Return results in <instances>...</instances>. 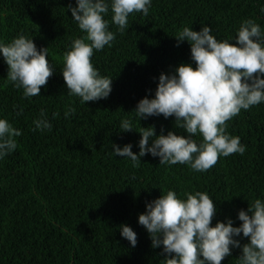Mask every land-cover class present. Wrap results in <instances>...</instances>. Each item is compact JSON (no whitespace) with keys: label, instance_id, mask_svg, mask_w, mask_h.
Returning <instances> with one entry per match:
<instances>
[{"label":"trees","instance_id":"obj_1","mask_svg":"<svg viewBox=\"0 0 264 264\" xmlns=\"http://www.w3.org/2000/svg\"><path fill=\"white\" fill-rule=\"evenodd\" d=\"M106 2L104 18L116 39L91 59L102 77L113 80L112 92L82 104L68 94L62 75L65 53L86 36L69 10L76 0H0V43L24 35L37 50L48 48L53 67L40 95L25 98L23 88L7 80L9 66L0 53V119L22 133L16 150L0 158V264H162L163 246L153 248L139 224L148 203L168 191L181 200L186 193H207L216 206L211 226L231 220L240 227L239 212L255 199L264 202V102L226 122V134L239 137L245 153L220 156L208 171L160 164L150 153L134 167L113 153V145L131 144L139 155L141 127L154 126L157 137L172 131L188 138L174 116L140 121L137 104L155 98L162 73L170 76L182 64L195 68L190 43L175 39L182 28L208 26L218 42L235 43L241 24L251 19L264 36V0H151L148 15L130 14L123 33ZM68 108L75 113L66 118ZM42 111L50 130L35 127ZM124 119L134 131L121 132ZM192 139L203 141L199 134ZM122 225L137 234L136 247L121 236ZM234 239L241 248L232 247L222 264H239L250 243L242 233Z\"/></svg>","mask_w":264,"mask_h":264},{"label":"clouds","instance_id":"obj_2","mask_svg":"<svg viewBox=\"0 0 264 264\" xmlns=\"http://www.w3.org/2000/svg\"><path fill=\"white\" fill-rule=\"evenodd\" d=\"M76 3V7L69 5V10L86 36L75 39L65 53L62 75L68 94L87 104L107 99L112 92L113 80L102 77L91 58L94 50L110 46L116 36L108 30L109 22L104 18L109 12L106 0ZM150 6L151 0H111V22L123 33L129 15L142 12L147 16ZM211 31L204 26L199 32L189 27L178 32L177 41L190 43L195 68L182 64L170 76L162 73L155 98L142 99L134 111L140 121L152 116H174L175 127L183 129L188 138L172 131L157 137L154 126L141 127L139 155L129 144L123 148L113 145L115 156L131 159L136 167L140 158L150 153L160 158V164H188L204 172L215 166L220 156L245 153L240 138L226 134V122L242 109L264 102V36L260 25L251 19L241 24L235 43L218 42ZM0 53L9 66L7 80L17 89L23 88L25 98L39 96L53 75L48 48L37 50L33 40L20 35L8 44L0 43ZM74 113L75 108H68L65 117ZM34 124L41 131L52 127L43 111ZM121 129L134 131L129 119L122 121ZM21 134L7 120L0 119V158L16 150L15 137ZM197 134L203 137L199 145L192 139ZM150 138H154L151 146ZM185 195L187 199L181 200L174 191H168L148 203L146 213L139 215V224L150 234L152 247L163 246L166 258L162 264H222L231 255L232 247L241 248L240 241L234 239L241 233L250 243L243 245L239 264H264V202L255 199L248 211L239 212L240 227H233L231 220L212 227L216 206L209 195ZM121 236L136 247L137 234L130 227L122 225Z\"/></svg>","mask_w":264,"mask_h":264}]
</instances>
